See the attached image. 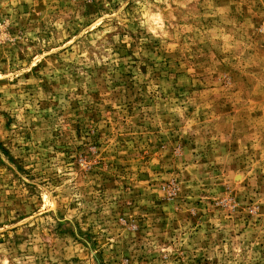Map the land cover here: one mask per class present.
<instances>
[{
	"label": "rangeland",
	"instance_id": "rangeland-1",
	"mask_svg": "<svg viewBox=\"0 0 264 264\" xmlns=\"http://www.w3.org/2000/svg\"><path fill=\"white\" fill-rule=\"evenodd\" d=\"M0 264H264V0H0Z\"/></svg>",
	"mask_w": 264,
	"mask_h": 264
}]
</instances>
